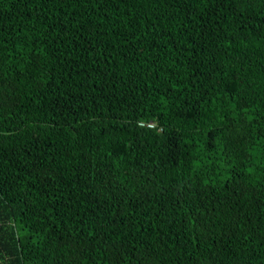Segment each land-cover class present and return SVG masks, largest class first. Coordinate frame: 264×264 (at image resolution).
<instances>
[{
  "label": "trees",
  "instance_id": "obj_1",
  "mask_svg": "<svg viewBox=\"0 0 264 264\" xmlns=\"http://www.w3.org/2000/svg\"><path fill=\"white\" fill-rule=\"evenodd\" d=\"M0 264H264V0H0Z\"/></svg>",
  "mask_w": 264,
  "mask_h": 264
}]
</instances>
